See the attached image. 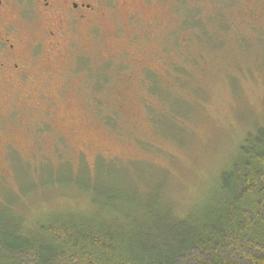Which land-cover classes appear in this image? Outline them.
<instances>
[{
	"label": "rangeland",
	"instance_id": "374dc122",
	"mask_svg": "<svg viewBox=\"0 0 264 264\" xmlns=\"http://www.w3.org/2000/svg\"><path fill=\"white\" fill-rule=\"evenodd\" d=\"M156 12L120 9L76 35L55 119L36 140L0 124V230L89 208L197 220L218 198L264 122V0H170Z\"/></svg>",
	"mask_w": 264,
	"mask_h": 264
},
{
	"label": "trees",
	"instance_id": "16d2710c",
	"mask_svg": "<svg viewBox=\"0 0 264 264\" xmlns=\"http://www.w3.org/2000/svg\"><path fill=\"white\" fill-rule=\"evenodd\" d=\"M238 154L197 220L89 208L15 221L1 227L0 264H264V122Z\"/></svg>",
	"mask_w": 264,
	"mask_h": 264
},
{
	"label": "flooded vegetation",
	"instance_id": "af4514ba",
	"mask_svg": "<svg viewBox=\"0 0 264 264\" xmlns=\"http://www.w3.org/2000/svg\"><path fill=\"white\" fill-rule=\"evenodd\" d=\"M169 1L0 0V124L13 121L36 140L55 119V86L66 84L60 83L64 68L69 73L68 61L80 53L76 35L100 29L120 9L137 20L139 7L159 13ZM158 28L159 23L151 25L143 36H153ZM137 63H143L144 75L154 76L149 64ZM6 138L10 143L13 136Z\"/></svg>",
	"mask_w": 264,
	"mask_h": 264
}]
</instances>
